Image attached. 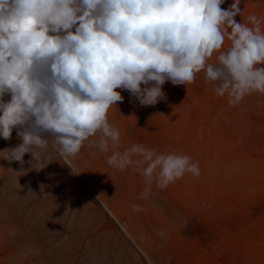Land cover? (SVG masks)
I'll return each instance as SVG.
<instances>
[{"label":"rangeland","instance_id":"1","mask_svg":"<svg viewBox=\"0 0 264 264\" xmlns=\"http://www.w3.org/2000/svg\"><path fill=\"white\" fill-rule=\"evenodd\" d=\"M238 8L236 22L253 14L264 21V0H240ZM116 90L124 99L107 116L121 133L118 150L142 143L187 154L200 175L153 186L145 200L138 172L107 164L111 147L101 152L86 141L76 156L61 157L50 146L43 169L30 153L22 163L0 153V264H264V93L233 107L203 72L187 86L166 81L155 105ZM20 143L14 129L9 140L0 137V152Z\"/></svg>","mask_w":264,"mask_h":264},{"label":"clouds","instance_id":"2","mask_svg":"<svg viewBox=\"0 0 264 264\" xmlns=\"http://www.w3.org/2000/svg\"><path fill=\"white\" fill-rule=\"evenodd\" d=\"M223 3L0 0V137L9 140L15 129L22 139L0 152L10 154L3 159L22 163L30 153L34 167L43 169L50 146L61 157L76 156L86 141L101 152L111 147L116 150L107 164L138 172L145 200L153 186L198 177L199 163L187 154L160 153L142 143L118 150L121 133L107 113L124 99L116 89L143 106L155 105L165 98L166 81L187 86L201 72L233 107L252 92L264 93V21L253 14L238 23L240 0L229 9ZM226 34L230 45L224 49ZM213 53H219L216 62L209 63Z\"/></svg>","mask_w":264,"mask_h":264}]
</instances>
